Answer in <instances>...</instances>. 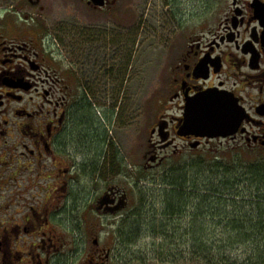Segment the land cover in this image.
Returning <instances> with one entry per match:
<instances>
[{
    "label": "rangeland",
    "instance_id": "obj_1",
    "mask_svg": "<svg viewBox=\"0 0 264 264\" xmlns=\"http://www.w3.org/2000/svg\"><path fill=\"white\" fill-rule=\"evenodd\" d=\"M214 3L215 0H127L122 29L113 26L107 33L96 29L92 36L86 24L95 17L78 0H45L44 11L32 10L33 19L28 22L23 21L24 0H0V18L7 16L5 23H12L1 21L0 35L32 40L49 65L65 77L75 69L80 78L89 77L95 62L103 61L97 76L104 91L89 96L78 93L75 107H79V122L70 124L63 135V156L57 157V164L68 170L65 183L49 175L47 180L42 177L40 185L31 189L29 205L23 211L31 213L30 206L35 207L39 201L31 197L38 195L47 181L48 189L41 192V197L46 196L50 226L59 227V238L67 244L54 264H90L95 240L100 248L111 250V264H184L185 259L167 256L175 252L181 258L190 251L188 239L180 234H191L192 214L205 220L206 229L198 235H222L224 221L217 206L212 205V212L198 210L199 200L194 196L195 202L189 199L185 205V213L166 219V184L184 175L189 187V180L201 172L216 182L217 177L225 180L221 175L225 169L216 171L215 167L234 163L230 172H244L253 164H264V153L228 152L227 144L219 147L213 143L211 151L215 153L201 149L184 157H172L160 168L143 174L152 129L160 117L176 111L170 103V66L175 53L184 47L191 31H198L203 10L216 8ZM72 29L74 35H62ZM78 29L85 38L77 37ZM85 106L91 108L89 117ZM96 168L97 172L91 173ZM236 176L240 182L248 178ZM109 186L127 191L130 203L119 216L106 218L98 214L94 204ZM245 186L248 184L238 189L245 192ZM11 198L6 196L4 205L18 204ZM19 209L15 206L11 212ZM0 210L7 212L3 205Z\"/></svg>",
    "mask_w": 264,
    "mask_h": 264
},
{
    "label": "flooded vegetation",
    "instance_id": "obj_2",
    "mask_svg": "<svg viewBox=\"0 0 264 264\" xmlns=\"http://www.w3.org/2000/svg\"><path fill=\"white\" fill-rule=\"evenodd\" d=\"M44 2L24 0L23 21L33 19L32 10L43 12ZM78 2L95 17L94 22L88 19L86 24L92 36L96 29L106 33L113 26L122 29L127 0ZM213 6L216 8L203 10L198 31H191L184 47L175 53L170 66V103L176 111L160 117L152 129L144 173L160 168L172 157L201 149L215 153L211 151L213 143L219 147L227 144L228 152L264 153V0H215ZM6 17L0 18V24H12L5 23ZM69 33L74 35V30L62 35ZM77 37L85 38V34L78 29ZM102 62H95L89 77L80 78L76 69L65 77L49 65L32 40L0 35V208H7L5 214L0 210V264H54L67 245L59 238V227L50 226L46 196L41 197V192L48 189L47 181L43 190L40 187L39 194L31 197L39 200L35 207L30 206L31 213L23 211L29 205L31 189L40 185L42 177L47 180L49 175L65 183L68 170L57 164V157L63 156V135L70 124L78 121V93L89 96L104 91L97 76ZM106 78L110 81L109 76ZM206 92L229 97L241 111L240 127L234 135L224 139L179 134L188 101ZM94 172L96 169L91 170ZM106 194L110 207H117L123 199L126 204L114 213L106 211V206L99 210L101 196L94 209L106 218L119 216L130 203L123 188L109 186ZM8 195L18 204L4 205ZM15 206L20 209L11 212ZM89 262L111 264V250L100 248L98 243Z\"/></svg>",
    "mask_w": 264,
    "mask_h": 264
},
{
    "label": "trees",
    "instance_id": "obj_3",
    "mask_svg": "<svg viewBox=\"0 0 264 264\" xmlns=\"http://www.w3.org/2000/svg\"><path fill=\"white\" fill-rule=\"evenodd\" d=\"M85 107L89 117L91 108ZM103 144L104 146L106 144L104 140ZM114 161L116 164L119 163L116 157ZM98 164L95 165L98 167ZM232 165L230 163L214 166L216 171L221 168L225 169L224 173H221L225 180L219 181L217 177L216 182L215 178H209L201 172L196 173L189 180L191 183L189 187L186 182L187 177L184 175L166 184L169 187L165 194L163 211L166 219L169 220L185 213L183 209L189 203V199L193 202L198 199V210L212 212L214 209L212 205H215L218 208L216 211L224 221L221 236H200L198 232L206 229L205 220H199L196 214H192L195 217H192L191 221V234H180L188 239L187 244L191 246L190 251L181 258L175 252L167 257L173 260L185 259L184 264H264V193H260L264 191V164H253L244 172L237 169L236 174L230 172ZM237 174L240 178L243 176L248 178L240 182ZM200 179L201 182H199ZM243 184H248L244 187L245 192L238 189V186L242 188ZM236 188L238 190L233 191ZM162 249L166 251L164 246Z\"/></svg>",
    "mask_w": 264,
    "mask_h": 264
},
{
    "label": "water",
    "instance_id": "obj_4",
    "mask_svg": "<svg viewBox=\"0 0 264 264\" xmlns=\"http://www.w3.org/2000/svg\"><path fill=\"white\" fill-rule=\"evenodd\" d=\"M229 100V97L224 95L206 92L188 101L184 123L180 127L179 134H194L208 138H227L234 135L240 127L241 111L236 109ZM99 203L102 207L110 204L107 194ZM125 205L124 201H121L117 207L107 208L106 211L114 213ZM98 209L100 210L101 207L99 206Z\"/></svg>",
    "mask_w": 264,
    "mask_h": 264
},
{
    "label": "bare ground",
    "instance_id": "obj_5",
    "mask_svg": "<svg viewBox=\"0 0 264 264\" xmlns=\"http://www.w3.org/2000/svg\"><path fill=\"white\" fill-rule=\"evenodd\" d=\"M119 164V163H118ZM120 168H122V167H120Z\"/></svg>",
    "mask_w": 264,
    "mask_h": 264
}]
</instances>
